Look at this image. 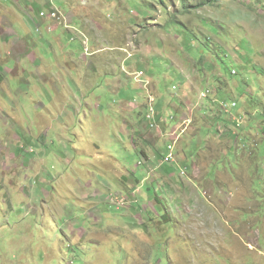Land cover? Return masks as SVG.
I'll list each match as a JSON object with an SVG mask.
<instances>
[{
	"label": "rangeland",
	"instance_id": "obj_1",
	"mask_svg": "<svg viewBox=\"0 0 264 264\" xmlns=\"http://www.w3.org/2000/svg\"><path fill=\"white\" fill-rule=\"evenodd\" d=\"M262 65L264 0H0V264H264Z\"/></svg>",
	"mask_w": 264,
	"mask_h": 264
},
{
	"label": "crops",
	"instance_id": "obj_2",
	"mask_svg": "<svg viewBox=\"0 0 264 264\" xmlns=\"http://www.w3.org/2000/svg\"><path fill=\"white\" fill-rule=\"evenodd\" d=\"M252 42V41H251ZM253 44V43H252ZM254 45V44H253ZM235 59H237V60H239V58L235 55V57H234ZM249 57H246L245 58V60H247ZM240 61V60H239ZM241 62V61H240ZM180 63V61L179 60H177L176 59V61H175V64H179ZM181 64V63H180ZM179 64V65H180ZM180 70H181V73H182V75H185V78H186V81H187V77H190L191 76V73H189V69L187 68V67H185V66H177ZM261 68L264 70V65H262L261 66ZM199 76H200V82H197V85L199 86L200 84H205V83H208V81H209V79L207 78V75L206 76H203V77H205L206 79H203V77H202V74H199ZM190 85H192V84H190ZM175 87V86H174ZM187 89L188 90H190V87H189V84H188V82H187ZM176 89H177V87H175ZM175 90V89H174ZM216 98L218 97V95L217 96H215ZM215 98V99H216ZM213 100L214 99H209L208 101H209V103H210V105H215V103L213 102ZM219 103V102H218ZM167 106V103L166 102H163V103H161L160 104V106L158 105V112H159V115L160 116H162V117H168V116H171L170 115V111H169V109L166 111V110H163V108H167L166 107ZM172 108H174V107H172ZM171 108V109H172ZM220 114V113H219ZM179 115H181L180 113H179ZM160 116H159V118H160ZM215 116V119H216V121H218V122H220V120H222V114L221 115H214ZM225 121V120H224ZM139 132H141V131H139ZM147 131H145L144 132V137L146 138L147 137ZM159 134H161V133H157V135L159 136ZM161 136H163V134H161ZM248 159H249V154H247V156H246ZM254 170H257L256 169V167L254 168Z\"/></svg>",
	"mask_w": 264,
	"mask_h": 264
},
{
	"label": "clouds",
	"instance_id": "obj_3",
	"mask_svg": "<svg viewBox=\"0 0 264 264\" xmlns=\"http://www.w3.org/2000/svg\"><path fill=\"white\" fill-rule=\"evenodd\" d=\"M175 89H176V88H175ZM207 91H210L211 94H209L208 98H205V100L209 99L210 96H211L212 94H214L211 90H207ZM207 91H206V92H207ZM204 93H205V92H204ZM202 95H203V93L201 94V98H200V99H204V98L202 97ZM214 95H215V94H214ZM215 96H217V95H215ZM215 100L218 102L217 98H216ZM219 103H220V102H219ZM221 106H222V104H221ZM236 107H237V106H236ZM148 116H149V115H148ZM168 117H170V116H168ZM168 117H167V118H168ZM147 119H149V118L147 117ZM173 119H174V115H172L171 118H169V120H173ZM154 121L156 122L155 126H158L159 123L161 122V117L159 118V116L156 115V118H154ZM155 126H154V124H150V129L152 130L153 127H155ZM168 126H169V125H168ZM168 126L162 128V130H161V134L166 135L168 132L170 133V130H169L170 128L168 129ZM169 133H168V135H169Z\"/></svg>",
	"mask_w": 264,
	"mask_h": 264
},
{
	"label": "built area",
	"instance_id": "obj_4",
	"mask_svg": "<svg viewBox=\"0 0 264 264\" xmlns=\"http://www.w3.org/2000/svg\"><path fill=\"white\" fill-rule=\"evenodd\" d=\"M57 12V13H56ZM59 12L57 11V10H54V11H52V13H51V16H50V18H52V19H60L61 18V15L59 16V14H58ZM42 14H45V13H42ZM61 20V19H60ZM235 74H236V72H235ZM209 91H207V92H205V93H203V95H202V97L205 99V98H208V96H209ZM237 106V104L236 103H234L233 104V107H236ZM222 108L223 109H226V108H228V106L227 105H222ZM151 116H150V118L151 117H153V115L155 114V111H154V109L152 108L151 109Z\"/></svg>",
	"mask_w": 264,
	"mask_h": 264
},
{
	"label": "trees",
	"instance_id": "obj_5",
	"mask_svg": "<svg viewBox=\"0 0 264 264\" xmlns=\"http://www.w3.org/2000/svg\"><path fill=\"white\" fill-rule=\"evenodd\" d=\"M216 1H218V0H214V3H215ZM221 104H222V105H227V103H225V102H222ZM221 104H220V107L222 108Z\"/></svg>",
	"mask_w": 264,
	"mask_h": 264
},
{
	"label": "bare ground",
	"instance_id": "obj_6",
	"mask_svg": "<svg viewBox=\"0 0 264 264\" xmlns=\"http://www.w3.org/2000/svg\"><path fill=\"white\" fill-rule=\"evenodd\" d=\"M54 8V7H53ZM41 16H46V14H43V15H41Z\"/></svg>",
	"mask_w": 264,
	"mask_h": 264
}]
</instances>
